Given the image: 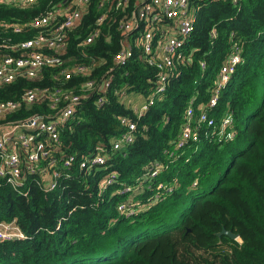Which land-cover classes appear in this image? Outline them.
<instances>
[{
	"label": "trees",
	"instance_id": "obj_1",
	"mask_svg": "<svg viewBox=\"0 0 264 264\" xmlns=\"http://www.w3.org/2000/svg\"><path fill=\"white\" fill-rule=\"evenodd\" d=\"M8 1L0 3V22L23 24L64 0H39L27 8ZM189 2L193 30L182 58L173 64L178 75L140 117L126 100L152 94L158 69L144 62L141 48L134 45L124 64L115 63L121 15H108L90 44H78L94 25L99 0H90L81 24L72 30L64 63L43 67L35 78L20 76L0 85V100H17L29 88L61 85L60 68L75 62L91 64L90 77L110 82L104 93L98 84L81 99L58 125V143L47 145L50 154L38 167L55 173L52 189L43 186L37 171H23L20 189L0 181V226L10 225L23 235L0 241V264H264V0ZM36 32L0 28V43ZM138 36L139 30L130 35ZM235 42L242 47V60L219 89L216 105L208 108ZM84 78L74 76L65 84L74 86ZM101 94L105 100L98 105ZM189 104L199 136L177 147ZM201 104L214 126L198 123ZM32 113L52 114L46 101L31 102L7 119ZM227 114L233 120L230 140L218 133ZM121 118L136 123L134 140L113 150L112 142L125 131ZM97 147L103 149L104 163L81 168ZM154 164L162 170L148 177ZM109 174L115 181L102 186ZM158 183L173 189H158ZM120 203L143 207L127 216L118 210ZM223 228L237 237L218 236Z\"/></svg>",
	"mask_w": 264,
	"mask_h": 264
},
{
	"label": "built area",
	"instance_id": "obj_2",
	"mask_svg": "<svg viewBox=\"0 0 264 264\" xmlns=\"http://www.w3.org/2000/svg\"><path fill=\"white\" fill-rule=\"evenodd\" d=\"M237 3L239 0H230ZM39 0H15L14 5L27 8L38 4ZM0 3H10L8 0H0ZM90 0H64L56 3L46 10L34 15L28 22H0V28L11 30L15 33L22 32L25 28H33L37 32L31 37L21 41L0 43V85L13 82L20 76L35 78L45 66L61 65L72 30L81 24L85 11L89 7ZM100 11L96 15L91 30L78 42L79 45L90 44L100 34L101 26L111 13L121 15L117 28L122 34L121 48L114 54L116 64H124L132 55V46H139L140 55L149 66L158 69L154 92L147 98L137 95L126 103L133 112L140 117L154 101V97L162 92L167 81L178 75L174 71L175 60L182 58V46L193 30V16L190 11L189 0H99ZM139 30V36L130 37ZM214 35V29L211 31ZM133 38V44L129 41ZM242 47L239 42L232 46L230 55L222 64L218 73L216 87L208 101V108L217 103L218 92L228 81L237 64L242 60ZM204 67V64L201 65ZM93 66L83 62L69 63L60 68L59 75L64 83L53 87H38L27 89L17 100H0V181H5L14 189H20L23 185V171L31 174H42L43 186L52 189L55 186V173L52 174L44 168H39L38 163L50 153L46 149L49 144H57L59 141L58 125H62L72 114L76 106L81 103L88 93L93 91L98 84L104 93L109 86V80L104 76L101 81L90 77ZM74 76H83V80L74 86H67L65 82ZM125 100L123 91L117 92ZM105 96H98L96 103H104ZM46 101L52 114L32 113L24 118L7 119L21 108L23 103ZM205 106H199L197 113L198 123L206 122L208 126H214L213 118L209 117ZM194 109L188 105L185 115V123L181 136L177 141V147H181L187 140L198 139V125L193 126ZM125 131L112 142L113 150H119L134 140L136 123L127 118H121ZM232 117L227 114L223 117L218 129L219 136L230 140L234 136ZM212 126V127H213ZM103 149L97 147L93 155L83 159L81 168H91L94 165H102L105 157ZM69 166L68 160L64 161ZM162 170L157 164L152 165L147 173L148 177H156ZM115 181V175L105 176L101 182L106 186ZM158 189L166 192L172 191V187L158 183ZM126 187L124 191H129ZM25 193V192H24ZM157 194L153 201H156ZM140 209L134 205L120 203L118 210L127 216L135 214ZM23 237L21 233L12 229L10 225L0 226V241Z\"/></svg>",
	"mask_w": 264,
	"mask_h": 264
},
{
	"label": "water",
	"instance_id": "obj_3",
	"mask_svg": "<svg viewBox=\"0 0 264 264\" xmlns=\"http://www.w3.org/2000/svg\"><path fill=\"white\" fill-rule=\"evenodd\" d=\"M222 234H226L232 239H235L237 237V234H234L231 231L225 230L224 228L220 232L217 233L218 236H220Z\"/></svg>",
	"mask_w": 264,
	"mask_h": 264
},
{
	"label": "rangeland",
	"instance_id": "obj_4",
	"mask_svg": "<svg viewBox=\"0 0 264 264\" xmlns=\"http://www.w3.org/2000/svg\"><path fill=\"white\" fill-rule=\"evenodd\" d=\"M17 238V237H16ZM238 239V238H237Z\"/></svg>",
	"mask_w": 264,
	"mask_h": 264
}]
</instances>
